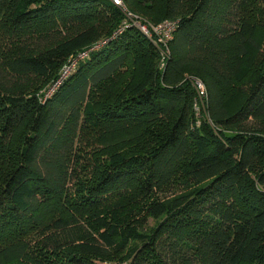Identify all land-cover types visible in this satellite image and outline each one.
I'll return each mask as SVG.
<instances>
[{
	"label": "trees",
	"instance_id": "obj_1",
	"mask_svg": "<svg viewBox=\"0 0 264 264\" xmlns=\"http://www.w3.org/2000/svg\"><path fill=\"white\" fill-rule=\"evenodd\" d=\"M123 2L0 0V264H264V0Z\"/></svg>",
	"mask_w": 264,
	"mask_h": 264
},
{
	"label": "rangeland",
	"instance_id": "obj_2",
	"mask_svg": "<svg viewBox=\"0 0 264 264\" xmlns=\"http://www.w3.org/2000/svg\"><path fill=\"white\" fill-rule=\"evenodd\" d=\"M144 32V30H143ZM146 33V32H145ZM167 53V51L165 52ZM84 53L80 54V56H82ZM264 55V42L261 46V48L259 49V51L256 52V59L257 61L262 59V56ZM259 63V62H258ZM197 80V79H195ZM204 100H201L200 97L197 100V103H199V105L201 106V102ZM203 104V103H202ZM204 107V105H202ZM199 116L201 115V110L198 111ZM201 123V121L199 122V124ZM94 137L91 134H84L83 138L81 140L82 144H86L87 148H86V154H91V155H97L99 156V144L95 143V138H91ZM87 171L85 170H81V174H80V178L83 179L86 177ZM84 181L86 180H82L81 182L84 183ZM82 185V184H81ZM186 187V183L184 182V179L182 176H178L176 179H174L173 182L166 184L165 186L161 187L160 189L157 190V192L155 193V197L159 198V197H169V196H173L175 193L177 192H181L182 190H185ZM133 207V206H132ZM131 207V208H132ZM137 217V219H144V209L142 207V205H137L136 208L133 210V212H129L126 211L125 213H123V219H127L130 218L131 216ZM102 264H108L106 263H102ZM110 264H114V263H110Z\"/></svg>",
	"mask_w": 264,
	"mask_h": 264
},
{
	"label": "built area",
	"instance_id": "obj_3",
	"mask_svg": "<svg viewBox=\"0 0 264 264\" xmlns=\"http://www.w3.org/2000/svg\"><path fill=\"white\" fill-rule=\"evenodd\" d=\"M116 5L124 6L123 0H111ZM128 17L132 20L133 24L137 25L139 28L144 30L148 36L150 35H157L159 37V41L162 43H165L168 39L172 37L173 33V23L172 21L165 20L158 24H152V26H149L147 24H144L137 16H133L130 12H126ZM75 65V64H74ZM74 65L65 67L63 70V76L64 74L68 73L71 67L73 68ZM196 90L198 92V96L201 100H205L208 98V92L205 83L197 79L194 81Z\"/></svg>",
	"mask_w": 264,
	"mask_h": 264
}]
</instances>
